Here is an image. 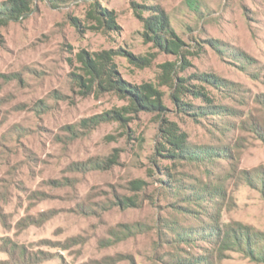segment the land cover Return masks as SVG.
I'll list each match as a JSON object with an SVG mask.
<instances>
[{
	"label": "rangeland",
	"instance_id": "obj_1",
	"mask_svg": "<svg viewBox=\"0 0 264 264\" xmlns=\"http://www.w3.org/2000/svg\"><path fill=\"white\" fill-rule=\"evenodd\" d=\"M94 1L115 11L117 30L89 17ZM134 2L144 16H170L191 52L179 76L207 86L222 108L198 114L202 98L187 94L186 109L172 100L160 65L181 61L144 36ZM83 49L120 50L123 80L165 92L162 116L83 126L128 104L81 87ZM130 54L149 61L137 66ZM165 120L187 132L192 159L156 154ZM135 178L144 190L130 189ZM125 195L138 203L124 207ZM241 226L264 238V0L37 1L30 15L0 20V264H264L222 245L221 230Z\"/></svg>",
	"mask_w": 264,
	"mask_h": 264
},
{
	"label": "trees",
	"instance_id": "obj_2",
	"mask_svg": "<svg viewBox=\"0 0 264 264\" xmlns=\"http://www.w3.org/2000/svg\"><path fill=\"white\" fill-rule=\"evenodd\" d=\"M37 1L45 2L52 7H60L70 2V0H3L0 3V20H19L30 15L35 10ZM134 5L138 17L143 22L144 36L153 41L157 48L173 53L181 61V64H178V61L162 63L160 65L162 71L159 76L161 83L168 86L171 90V98L177 106L179 104L183 109L191 106L183 100V97L191 94L202 98L207 103L206 106H195L196 108L193 111H197L198 108V114L203 113V110L206 109H215L217 106L222 108L221 105H216L207 86L190 83L187 81L188 77L179 76V67L185 69L188 67V63H191L188 60V55L191 52L186 48L187 44L185 41L174 30L170 16L164 10H157L148 16H144V12L138 10L142 6L136 4V2H134ZM88 15L97 23L98 28L104 30H117L119 28L115 11L102 7L98 1L92 2ZM73 19L78 24L81 23L79 19ZM119 52L120 50L114 49L96 52H89L83 49L77 53L82 72L75 75L79 78L82 88L90 92L94 89L96 91H114L128 101V104L105 112V114L84 119L83 126L91 127V124L99 123L101 118L105 120L110 118L125 120L126 115L133 112L157 113V115L162 116V111L166 109L165 92L159 86L151 82L133 85L121 78L115 63V57ZM130 57L131 62L137 66L149 61L148 57L143 55L134 56L130 54ZM199 77H201L202 81L217 89L228 87L225 81L215 74L205 73L199 75ZM198 114L196 112L191 113V115L195 116ZM159 137L160 140L156 146L157 155L170 161H181L182 159H192L191 157H194L188 145V134L177 122L170 120L161 122ZM107 160L110 163H116L114 155ZM108 161H104V165L107 164L108 166ZM146 185L147 181L143 178H135L129 181L130 189L136 192L144 190ZM138 201L136 196L125 195L120 199V203L124 207L130 206V204L136 205ZM209 227L211 228V226ZM209 231L212 234V229ZM221 233L222 235L220 236L219 233V237L222 245L225 242L231 243L233 247L235 245L236 248L245 250L253 259L264 262V238H260L257 233L251 232L248 228L242 226L236 230L222 229Z\"/></svg>",
	"mask_w": 264,
	"mask_h": 264
}]
</instances>
